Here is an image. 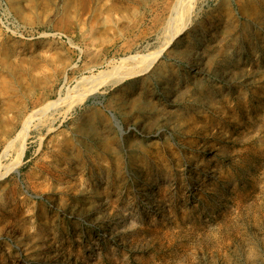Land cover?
<instances>
[{"label":"rangeland","instance_id":"374dc122","mask_svg":"<svg viewBox=\"0 0 264 264\" xmlns=\"http://www.w3.org/2000/svg\"><path fill=\"white\" fill-rule=\"evenodd\" d=\"M0 264H264V0H0Z\"/></svg>","mask_w":264,"mask_h":264},{"label":"bare ground","instance_id":"6f19581e","mask_svg":"<svg viewBox=\"0 0 264 264\" xmlns=\"http://www.w3.org/2000/svg\"><path fill=\"white\" fill-rule=\"evenodd\" d=\"M115 119H117V118L115 117ZM29 124H30V119L28 118L27 121L25 122V128H28ZM119 124L120 123L117 122V125H119ZM119 127H120V125H119ZM25 140H26V134H24L22 136V139L19 142L20 155H22L24 153V150H25Z\"/></svg>","mask_w":264,"mask_h":264}]
</instances>
